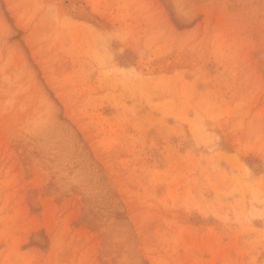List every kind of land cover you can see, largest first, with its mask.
Segmentation results:
<instances>
[{
	"label": "rangeland",
	"instance_id": "obj_1",
	"mask_svg": "<svg viewBox=\"0 0 264 264\" xmlns=\"http://www.w3.org/2000/svg\"><path fill=\"white\" fill-rule=\"evenodd\" d=\"M0 264H264V0H0Z\"/></svg>",
	"mask_w": 264,
	"mask_h": 264
}]
</instances>
